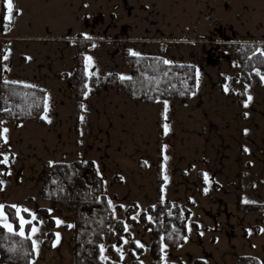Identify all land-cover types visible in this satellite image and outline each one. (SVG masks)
<instances>
[{"label": "rangeland", "instance_id": "obj_1", "mask_svg": "<svg viewBox=\"0 0 264 264\" xmlns=\"http://www.w3.org/2000/svg\"><path fill=\"white\" fill-rule=\"evenodd\" d=\"M60 4L59 11L44 9L47 14L38 20L39 10L28 13L24 3L25 19L19 12L11 30L45 36V28L54 34L61 25L72 29L69 45L33 40L5 45L2 74L10 66L12 74L2 80L44 89L46 105L45 125L2 123L0 200L38 195L45 164L91 160L114 221L125 222L133 205L137 219L158 199L188 206L185 242L173 251L162 246L161 264H235L240 256L264 264V218L238 208L264 203V85L235 78L240 67L230 47L264 43V0ZM77 40L93 43L84 52L88 77H129L122 60L128 51L194 66L196 90L185 102L165 100L161 106L131 101L117 86L97 87L88 89L78 106L71 59L79 52ZM125 231L129 239L116 233L105 241L102 258H108L105 246L120 238V264H130V241L142 248L138 261L152 264L151 234L140 224H125Z\"/></svg>", "mask_w": 264, "mask_h": 264}, {"label": "trees", "instance_id": "obj_2", "mask_svg": "<svg viewBox=\"0 0 264 264\" xmlns=\"http://www.w3.org/2000/svg\"><path fill=\"white\" fill-rule=\"evenodd\" d=\"M69 45L70 41H60ZM79 52L73 56L74 98L79 106L88 89L117 86L129 100L144 104L165 100L187 101L195 92L197 76L194 66L189 64L164 63L158 56L132 55L123 53V65L130 70L127 78L117 74L88 77L85 71L84 52L93 43L87 40L75 41ZM102 44H104L102 42ZM240 67L236 79L244 83L264 85V43H235L230 45ZM3 54V48H2ZM65 77L66 75H61ZM45 90L31 85L0 80V128L4 122H33L45 125ZM79 110V108H77ZM45 175L39 187V200L47 202L73 214V264H120L118 246L121 239L105 246L107 259L102 258V247L114 234L125 235V224H140L152 236L150 256L152 264H161L162 246L176 250L187 236L190 212L188 206L158 199L153 205L137 213L133 205L127 212L125 222L114 221L113 208L105 194L103 179L91 160L62 161L45 164ZM243 214H258L264 218V203L239 205ZM4 212L14 230L7 231L0 225V262L7 264H30L34 259V247L27 234L18 233V218L13 207L5 206ZM27 220L29 216L23 213ZM50 227L53 222L49 221ZM31 224L26 225V231ZM52 232L46 234L42 246L49 249L53 242ZM142 248L130 241L127 256L130 264H141L138 256ZM192 264H204L195 260ZM235 264H262L253 256H240Z\"/></svg>", "mask_w": 264, "mask_h": 264}, {"label": "crops", "instance_id": "obj_3", "mask_svg": "<svg viewBox=\"0 0 264 264\" xmlns=\"http://www.w3.org/2000/svg\"><path fill=\"white\" fill-rule=\"evenodd\" d=\"M27 4V12L31 13V11L39 10L37 14L38 20L43 19L42 15L47 14V11H43L44 9H47L48 11L52 10L55 11V9L60 7V0L56 2L55 0H38V5L35 4V0H13V13H12V19L9 22L8 19L5 17L7 16V8H6V0H0V80L4 77H9L12 74L11 66H10V72L5 71L3 73V67H2V61L4 56V50L6 42L11 44L13 40H25V41H61V40H71L72 41V29L69 30H58L57 32H54V34H51L52 31L45 28V31H43L45 36H19L17 34V28H13L14 30H11V26L16 24L18 19L19 12L21 13V16L25 19V10L23 4ZM36 5V6H35ZM39 15V16H38ZM26 18H30L29 15H26ZM9 22V23H8ZM42 23V22H41ZM62 25H66L65 22H63ZM36 32V31H35ZM2 48H3V54H2ZM59 52V51H58ZM72 59V58H71ZM53 61V60H52ZM23 74V71L21 72ZM57 78L60 79V74L56 73ZM16 76V75H15ZM55 77V76H54ZM10 78V77H9ZM12 82H16L13 80H10ZM20 83V82H17ZM24 84V83H21ZM28 85V84H26ZM34 86V85H31ZM38 87V86H36ZM2 126V125H1ZM2 128L0 129V135H1ZM1 138V136H0ZM2 140V139H1ZM32 200V201H30ZM5 206H11L14 208L16 212V216L18 218V233L20 235L27 234L29 238L32 241L33 247H34V259L30 264H73V243H72V214L65 210L63 212V215L59 214L58 211H55V207L47 202H43L38 199V195L35 196H27L24 199H16V200H0V213L3 214V217L0 218V225H2L7 231H9L8 227H5V224H8L11 226L12 231L14 230V226L10 221L8 220L7 215L4 212ZM23 213L27 214L29 216V219H25L23 217ZM53 222V227H50L49 221ZM23 223V229H21V222ZM57 221H60L59 224H57ZM69 224L68 228L66 224ZM31 224L29 229L26 231V225ZM33 229L36 231L33 233ZM48 232H52L54 235L53 242L51 244V247L49 249H45L42 246L43 240L46 237V234ZM0 264H7L0 262Z\"/></svg>", "mask_w": 264, "mask_h": 264}, {"label": "snow or ice", "instance_id": "obj_4", "mask_svg": "<svg viewBox=\"0 0 264 264\" xmlns=\"http://www.w3.org/2000/svg\"><path fill=\"white\" fill-rule=\"evenodd\" d=\"M6 8H7V16L5 17L6 19H8L9 21H11V19H12V13H13V0H6ZM5 59H7V57H5ZM89 60L91 59V58H88ZM164 63H168L167 61H165ZM124 77H122V79H123ZM249 99H251L250 97H249ZM165 128H166V130H167V126H165ZM5 131H7V130H5ZM7 158H5V160H6ZM3 217V214L2 213H0V218H2ZM23 221L21 222V229H23ZM60 223V221H57V224H59ZM5 227H8L9 228V231H12V228H11V226L10 225H8V224H5ZM33 231V233L36 231L35 229H33L32 230Z\"/></svg>", "mask_w": 264, "mask_h": 264}]
</instances>
